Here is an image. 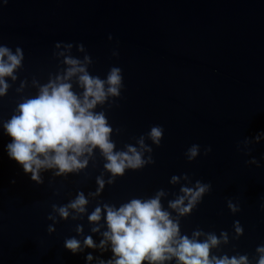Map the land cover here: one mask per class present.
Masks as SVG:
<instances>
[{
  "label": "water",
  "instance_id": "obj_1",
  "mask_svg": "<svg viewBox=\"0 0 264 264\" xmlns=\"http://www.w3.org/2000/svg\"><path fill=\"white\" fill-rule=\"evenodd\" d=\"M64 41L74 43L75 57L91 56L92 75L104 78L112 66L123 69L122 96L96 109L112 124L117 150L139 147L141 136L153 148L146 157L152 155L155 164L106 184L99 196H88L98 188L96 178L108 181L111 174L98 149L79 174L57 176L47 170L41 173L43 183L33 181L6 151L12 138L3 125L17 104L68 67L54 55L64 50L54 45ZM0 44L19 45L26 54L18 79L9 78V93L0 98V264L108 260L110 245L106 252L86 248L76 255L64 247L68 238L83 241L89 235L100 243L106 225L93 233L97 225L88 220L98 205L119 207L163 190L167 208L183 186L198 179L211 182L213 189L196 211L181 217L183 233L231 232L239 220L245 235L233 243L240 252L255 255L257 245L264 244V137L255 140L264 131V0H8L7 5L0 0ZM116 48L118 57L112 54ZM152 125L166 129L162 146L147 138ZM245 140L239 152L237 144ZM194 143L202 146V154L190 163L184 153ZM209 145L213 151L204 156ZM253 158L259 166L246 163ZM173 176L180 177L178 183ZM80 191L90 201L87 214L65 220L53 213V204L63 206ZM229 198L242 205L241 213H231ZM221 248L236 250L231 244Z\"/></svg>",
  "mask_w": 264,
  "mask_h": 264
},
{
  "label": "clouds",
  "instance_id": "obj_2",
  "mask_svg": "<svg viewBox=\"0 0 264 264\" xmlns=\"http://www.w3.org/2000/svg\"><path fill=\"white\" fill-rule=\"evenodd\" d=\"M7 3L8 0H4V4ZM109 39L113 37L109 36ZM73 47V42L66 41L54 45L55 49H64L54 52V55L64 58L63 62L68 66L65 72L38 86V93L19 102L14 114L4 122L5 132L12 138L6 151L26 174H31L33 181L43 183V171L54 170L57 176L79 174L88 167L90 157L98 149L105 159L104 168L111 177L108 181L103 176L96 178L98 188L88 194L94 197L103 193L106 184H114L117 178L124 177L129 171H139L149 163L155 164V159L152 155L146 157L153 148L145 142L144 136L139 139V147L129 144L126 150H117L112 138V124L104 111L96 110L110 97L115 102V98L122 96L126 87L123 69L112 66L104 78L92 75L88 69L91 56L75 57ZM79 50L85 51L83 43L79 44ZM112 54L118 57V48ZM25 60L23 47L0 44V98L8 95L11 87L9 78L12 81L18 79L17 72ZM165 131L163 125H152L146 135L159 147ZM262 137L264 131L258 133L255 140ZM248 142L240 141L237 150L241 152V144ZM201 149L200 144L194 143L184 155L190 163L195 162L202 154ZM212 151L211 145L204 147L203 155L208 156ZM246 163L259 166L255 158ZM184 178L188 179L187 174ZM179 180V176L172 177L174 184ZM12 183L16 181L13 179ZM212 189L211 182L198 179L194 186H183L182 194L169 201L167 208L161 199L165 196L163 190L146 199L132 198L119 207L107 203L98 205L88 215V220L97 225L92 228L93 233H100L106 225L100 243L97 244L89 235L83 241L76 237L68 238L64 247L76 255L86 248H99L106 252L110 245L112 257L100 259L98 264H264V244L257 245L255 255H251L240 252L233 243L245 235V227L239 220L234 221L231 232L221 230L217 234L197 229L191 236L182 232L181 217L196 211ZM88 196L80 191L63 206L53 204V213L65 220L70 216L77 219L88 213ZM227 207L234 216L243 211L242 205L232 198L227 200ZM261 211H264V204H261ZM48 219L57 220V216L49 214ZM48 231L51 233L55 229L50 227ZM77 231L83 234L84 229L78 226ZM229 244L236 250L229 253L221 248V245ZM93 258V254L88 253L87 260L91 262Z\"/></svg>",
  "mask_w": 264,
  "mask_h": 264
}]
</instances>
